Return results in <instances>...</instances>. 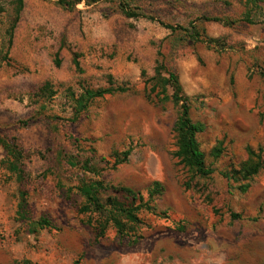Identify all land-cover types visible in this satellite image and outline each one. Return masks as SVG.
Returning <instances> with one entry per match:
<instances>
[{
    "label": "rangeland",
    "instance_id": "rangeland-1",
    "mask_svg": "<svg viewBox=\"0 0 264 264\" xmlns=\"http://www.w3.org/2000/svg\"><path fill=\"white\" fill-rule=\"evenodd\" d=\"M126 2L154 20L125 17L118 0L82 2L72 11L56 0H24L10 46L17 3L0 0V135L24 151L25 173L19 181L0 166V264H124L131 251L142 252L140 264H174L178 245L209 252L214 243L240 239L264 250V5L253 24L227 27L200 19H241L245 8L240 0ZM160 22L194 23L224 41L225 48L195 42ZM57 45L96 47L83 51L80 73L68 52L62 51V65H55ZM158 60L179 76L192 98V119L207 127L198 140L206 164L215 169L209 178L191 179L173 155L179 107L150 93L155 83L168 97L174 92L163 83L164 71L162 79L149 82ZM110 74L130 91L94 102L72 122L73 100L82 89L108 86ZM45 82L56 91L53 99L40 92ZM233 91L240 104L227 101ZM28 120L29 126L21 124ZM219 141L223 150L216 158L213 149ZM129 149L127 162L116 165V155L121 158ZM249 149L261 156L260 168L242 194L235 189L238 183L229 184L222 173L250 161L257 167ZM63 155L80 165L71 168ZM5 157L0 146V161ZM86 161L96 174H84ZM81 178L131 188L145 201L150 200L148 188L159 182L164 193L151 205L168 218L142 210L139 217L147 226L135 246L114 228L98 239L88 224L98 222V214L81 213L84 199L75 188ZM22 201L27 204L24 215L19 212ZM120 201L126 202L122 196ZM232 213L241 218L232 219ZM43 219L49 227L38 225ZM253 234L260 237L242 238Z\"/></svg>",
    "mask_w": 264,
    "mask_h": 264
},
{
    "label": "trees",
    "instance_id": "trees-1",
    "mask_svg": "<svg viewBox=\"0 0 264 264\" xmlns=\"http://www.w3.org/2000/svg\"><path fill=\"white\" fill-rule=\"evenodd\" d=\"M58 5L66 10L72 11L75 7L85 2L87 5L95 4L101 0H56ZM119 8L125 17L129 19H137L144 17L148 20H154L152 17L145 16L132 10L129 7L127 0H118ZM244 7L245 12L243 17L238 20L223 19L220 17L213 18H202L201 21L204 22H216L221 23L225 26H235L240 23V21H245L247 23L253 24V17L256 14H261L262 7L264 5V0H240ZM17 3L16 15L14 17V24L11 28L10 36V46L12 43V35L15 25L20 19V15L24 8V0H15ZM2 8L0 7V12ZM163 27L171 30L172 32L179 31L188 35L195 42H203L208 45H215L223 50L225 47L224 41L220 39H213L209 37L205 29L199 28L194 23H190L189 27L183 26H173L170 24H165L160 22ZM63 45L61 46V48ZM60 48V50H61ZM60 50L55 56V65L57 67L61 66ZM161 56V53L158 52ZM7 58L5 55L4 59ZM80 54L73 53V64L76 70L82 73V69L79 62ZM157 66L155 68V76L149 79V82H156L157 80L163 78V71L166 74V79H162L166 85H172L174 87V92L170 97L159 91V85L155 83L151 89L150 93H155L159 101L164 102L166 100H171L175 105L179 107V115L174 124V132L177 137V149L174 152V157L179 161V164L186 168L191 176V179L199 178H209L215 173V169L209 167L206 164V156L203 152L201 145L198 140V136L206 131V125L200 121H194L191 117L192 108V98L188 96L180 82L179 76L171 71L167 70L165 66L157 61ZM145 71L142 72V77H145ZM165 76V75H164ZM264 78V73L261 74ZM148 80L145 82L147 85ZM106 87H101L97 89L85 88L82 89V93L79 97L73 100L74 118L72 122H77L81 115L88 111L89 107L98 100H103L107 96H113L115 94H123L130 91V87L127 85H117L114 81L112 75L107 76ZM40 92L48 99H53L56 96V91L51 87L50 82H45L40 89ZM73 95L72 97H74ZM31 120L22 121L21 124L25 127L29 126ZM223 141H219L217 146L213 149V154L216 158H219L222 153ZM0 146L4 149L6 157L0 161V166H4L8 172L15 176L19 181L24 180V170H23V160L24 151L19 147L15 140L8 139L0 135ZM250 160L253 157L258 161L257 167H251L250 162H247L243 168L231 171H226L222 173V176L230 182H237V189L240 193L245 194L250 188L249 180L258 173L260 168L261 156L256 155L253 150L249 149ZM131 150L124 152L122 157L116 155L115 164H123L127 162L130 156ZM116 154V153H115ZM62 158H67L65 160L66 164L71 168H76L80 164L75 161L74 157L63 155ZM64 160V159H63ZM82 171L84 174H96V169L92 167L91 162L86 161L81 164ZM77 192L84 199V205L81 207V213L86 215L98 214L100 220L96 223L92 222V219L88 221V224L93 226L96 236L98 239L104 238L109 228H114L121 238H129L130 242L134 245L138 244L141 239H143L142 229L147 226L145 222L139 217V213L142 210H146L157 216H166V213H160L158 209L151 205L158 197H161L164 193V188L159 182H154L150 188H148L147 193L149 196V201H145L141 193H137L128 187H118L114 185H108L102 180H84L80 179V182L75 187ZM231 188V187H230ZM24 195V193L22 194ZM105 197V199L102 198ZM123 197L126 202L120 201V197ZM26 202L22 201L19 207V212L21 215L25 214ZM232 219H240L241 215L237 213L231 214ZM41 226H50V223L46 220H41L38 222Z\"/></svg>",
    "mask_w": 264,
    "mask_h": 264
},
{
    "label": "crops",
    "instance_id": "crops-1",
    "mask_svg": "<svg viewBox=\"0 0 264 264\" xmlns=\"http://www.w3.org/2000/svg\"><path fill=\"white\" fill-rule=\"evenodd\" d=\"M209 23H216V22H209ZM235 26H227V27H235ZM61 46L62 45H57L56 53L60 50ZM95 47L96 45H63V47L60 50L59 58L61 59L62 51L68 52L71 56V63L73 64V53H79L80 54L79 62L82 69L81 59L83 57L82 55L83 51L94 49ZM61 65H62V60H61ZM143 71L144 70L140 72L141 77ZM127 86L129 87V85ZM226 99L228 102L232 101L233 103L237 102L240 104V97L236 96L234 94V91L233 94L228 95ZM245 237L248 239L250 238L255 239V238H259L260 236L255 234L251 236L250 235L242 236V238ZM175 252H176V256H174V261H175L174 264H264V250L261 251L259 249V246L246 244L245 239H240L237 243L235 242L233 243L232 241L225 244L214 243L210 246L209 252H198L196 251V249H192V247L178 245L175 249ZM129 254L130 255L126 256V258L124 259L125 260L124 264H140V262H142L141 251L139 252L131 251Z\"/></svg>",
    "mask_w": 264,
    "mask_h": 264
}]
</instances>
